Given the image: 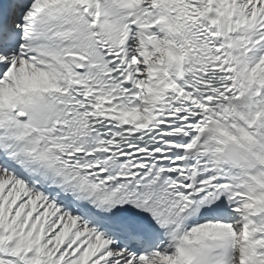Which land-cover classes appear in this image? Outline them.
Segmentation results:
<instances>
[{"label": "snow or ice", "instance_id": "obj_1", "mask_svg": "<svg viewBox=\"0 0 264 264\" xmlns=\"http://www.w3.org/2000/svg\"><path fill=\"white\" fill-rule=\"evenodd\" d=\"M0 264H264V0H0Z\"/></svg>", "mask_w": 264, "mask_h": 264}]
</instances>
